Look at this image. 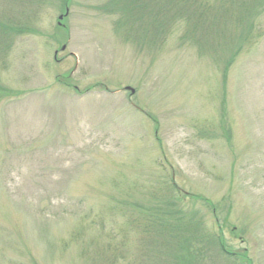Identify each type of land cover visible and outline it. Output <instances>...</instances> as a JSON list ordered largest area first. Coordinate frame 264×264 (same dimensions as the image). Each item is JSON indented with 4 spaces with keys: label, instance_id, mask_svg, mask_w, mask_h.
Segmentation results:
<instances>
[{
    "label": "rangeland",
    "instance_id": "374dc122",
    "mask_svg": "<svg viewBox=\"0 0 264 264\" xmlns=\"http://www.w3.org/2000/svg\"><path fill=\"white\" fill-rule=\"evenodd\" d=\"M0 17L31 29L0 61V264H174L133 220L172 181L196 235L264 264V0H0Z\"/></svg>",
    "mask_w": 264,
    "mask_h": 264
},
{
    "label": "trees",
    "instance_id": "16d2710c",
    "mask_svg": "<svg viewBox=\"0 0 264 264\" xmlns=\"http://www.w3.org/2000/svg\"><path fill=\"white\" fill-rule=\"evenodd\" d=\"M201 2L202 0H177L179 4L191 3L196 6L200 5ZM253 28L255 29V27ZM253 28L243 37L244 44H250L254 40ZM30 30L28 27L23 29L17 24L5 23L0 17V41L4 42L0 43V61H4L5 51L8 50L7 38L11 35L14 36V34L28 33ZM241 45L239 43L236 46L238 49L234 51L235 53H231L232 57L226 60L224 73L227 72L233 57L242 48ZM2 91H5V89L0 88V93H3ZM165 190L167 194L164 196L159 197L158 194H153L155 198L151 203V207L136 202V204H140L138 207L139 217H135L133 220L136 223L143 221V224H141L143 227L142 238L139 240L141 244L140 251L142 250L143 253L149 252L147 255L152 256L155 255V251L157 252V248L161 247L165 256L169 257L174 264H179V262L181 264H251L246 250H232L227 245L222 228H220L217 235L210 233L196 235L195 231L199 230V226L196 220L193 221L196 216L189 212L190 207L185 203L187 195H183L173 181L167 183ZM190 199L204 201L213 209L215 216L217 215L215 206L209 200L195 195H190ZM164 237L168 238L167 243L162 241ZM122 243L124 244V241ZM116 254H118L117 258H125L123 253ZM143 256L145 257V254ZM114 258L116 257L114 256Z\"/></svg>",
    "mask_w": 264,
    "mask_h": 264
}]
</instances>
